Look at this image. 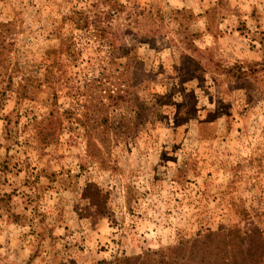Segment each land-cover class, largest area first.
<instances>
[{
  "label": "rangeland",
  "instance_id": "1",
  "mask_svg": "<svg viewBox=\"0 0 264 264\" xmlns=\"http://www.w3.org/2000/svg\"><path fill=\"white\" fill-rule=\"evenodd\" d=\"M253 227L264 0H0V264H250Z\"/></svg>",
  "mask_w": 264,
  "mask_h": 264
},
{
  "label": "trees",
  "instance_id": "2",
  "mask_svg": "<svg viewBox=\"0 0 264 264\" xmlns=\"http://www.w3.org/2000/svg\"><path fill=\"white\" fill-rule=\"evenodd\" d=\"M80 24V23H79ZM81 26V24L79 25ZM68 114L73 115L72 111H68ZM79 119V118H78ZM233 233V232H231ZM230 234H221L224 237H230ZM245 235H242L240 232V229L236 230V235L237 238L239 239L240 243H243L244 241L248 240L249 244L247 245L246 248H242V256L244 260H249L250 264H257L258 261L257 259V251L260 252L261 257L264 255V241L261 239V236L263 235V232L260 228L258 227H253L251 230H249L248 233H244ZM220 233H211V236L218 237ZM226 244V243H223ZM257 247V249L255 248ZM231 252L233 253V256L236 257L237 253L235 252L234 248L231 249Z\"/></svg>",
  "mask_w": 264,
  "mask_h": 264
}]
</instances>
